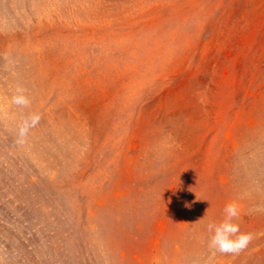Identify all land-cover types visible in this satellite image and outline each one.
Instances as JSON below:
<instances>
[{"label": "rangeland", "instance_id": "obj_1", "mask_svg": "<svg viewBox=\"0 0 264 264\" xmlns=\"http://www.w3.org/2000/svg\"><path fill=\"white\" fill-rule=\"evenodd\" d=\"M0 264H264V0H0Z\"/></svg>", "mask_w": 264, "mask_h": 264}, {"label": "clouds", "instance_id": "obj_2", "mask_svg": "<svg viewBox=\"0 0 264 264\" xmlns=\"http://www.w3.org/2000/svg\"><path fill=\"white\" fill-rule=\"evenodd\" d=\"M17 103H26L23 98H16ZM38 120V117L35 118ZM240 214L239 206L235 202L225 205L224 218L219 223H210L209 231L212 233L209 248L222 254H238L248 246L253 239L251 233H243L240 226L234 223V218Z\"/></svg>", "mask_w": 264, "mask_h": 264}]
</instances>
